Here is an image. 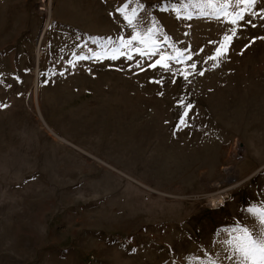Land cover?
<instances>
[{
    "label": "rangeland",
    "instance_id": "374dc122",
    "mask_svg": "<svg viewBox=\"0 0 264 264\" xmlns=\"http://www.w3.org/2000/svg\"><path fill=\"white\" fill-rule=\"evenodd\" d=\"M217 9L0 0V264H237L228 241L264 230V19L213 60ZM151 27L192 59L116 53Z\"/></svg>",
    "mask_w": 264,
    "mask_h": 264
},
{
    "label": "snow or ice",
    "instance_id": "6c2138e0",
    "mask_svg": "<svg viewBox=\"0 0 264 264\" xmlns=\"http://www.w3.org/2000/svg\"><path fill=\"white\" fill-rule=\"evenodd\" d=\"M208 6L214 9H217L216 0H207ZM257 4V0H225L224 3L219 5L215 16L217 19L220 18V14L222 13L223 18L228 19V17H233L228 22L233 26L231 29L230 35H225L223 37L224 43L220 46V48L216 52L215 57H211L210 59L221 58L227 53L228 42H230L238 28L236 27L240 21H244L246 15L248 16V23H252L251 16L259 15L260 18L264 19V13H257L250 11ZM235 6V7H233ZM229 7H233V11L229 12L227 9ZM121 13L125 12L124 8L118 9ZM137 16L136 11H132L131 15H125V20H127L129 27H134L133 19ZM191 18V17H189ZM253 26H255L253 24ZM158 29L155 27H151L147 30V33L143 38H141L140 33L131 36L130 39L124 40L121 38L120 45L121 48L127 49V53L120 52V49L116 50V53L120 55H126V58L131 60L133 59L132 53L140 56L150 57L160 55V59L156 60L154 63L150 64L149 67L155 69L158 65L162 66L165 70H170L171 65L169 63H162L163 61L172 60L175 63H184L185 60H191L192 57L189 55L184 57L183 53H180L176 56H168L159 52V49L162 47L160 41L155 39ZM138 44L140 47H134L133 45ZM166 43V41H164ZM113 59L117 58V55L114 53ZM80 59H87V57H80ZM191 68L195 69L196 65L191 64ZM184 78H188V73H182ZM200 75H204L203 72ZM162 94V93H161ZM191 110V105L187 106V109L184 113V116L187 117L188 111ZM181 125L186 126V121L181 120ZM254 214L260 217L261 225H264V211H257L255 209L252 210ZM242 234L234 237L232 240H229L228 243L233 246L234 252L238 253L239 259L237 264H264V230L258 236H254L253 233L249 232L247 229L238 230Z\"/></svg>",
    "mask_w": 264,
    "mask_h": 264
},
{
    "label": "bare ground",
    "instance_id": "6f19581e",
    "mask_svg": "<svg viewBox=\"0 0 264 264\" xmlns=\"http://www.w3.org/2000/svg\"><path fill=\"white\" fill-rule=\"evenodd\" d=\"M43 10V9H42ZM38 79V78H37ZM38 83V82H37ZM231 171V170H230ZM216 197V196H215ZM214 198V197H213ZM218 198V197H217ZM221 198L219 197V200H220ZM222 201V200H221ZM212 203H214V202H212Z\"/></svg>",
    "mask_w": 264,
    "mask_h": 264
}]
</instances>
